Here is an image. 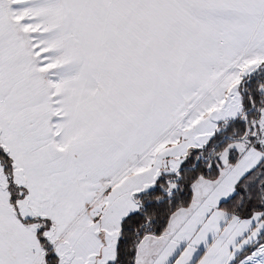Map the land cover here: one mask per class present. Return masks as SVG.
I'll return each mask as SVG.
<instances>
[{"label": "snow or ice", "instance_id": "obj_1", "mask_svg": "<svg viewBox=\"0 0 264 264\" xmlns=\"http://www.w3.org/2000/svg\"><path fill=\"white\" fill-rule=\"evenodd\" d=\"M0 264H264V0H0Z\"/></svg>", "mask_w": 264, "mask_h": 264}]
</instances>
